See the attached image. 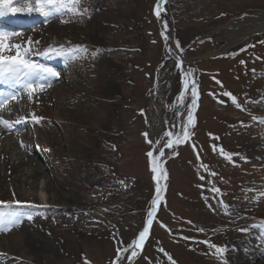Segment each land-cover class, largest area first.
<instances>
[{"label":"rangeland","instance_id":"obj_1","mask_svg":"<svg viewBox=\"0 0 264 264\" xmlns=\"http://www.w3.org/2000/svg\"><path fill=\"white\" fill-rule=\"evenodd\" d=\"M81 7L88 13L0 18V31L19 34L13 42H40L34 53L87 49L76 59L33 54L58 78L31 101L20 86L10 110H0L6 120L30 121L19 141L0 127L6 162L18 164L30 148L44 169L37 177L29 166L10 176L0 169V201L10 205L0 204V213L19 219L0 231V241L14 239L0 250V264H242L235 254L257 244L255 263L264 264V123L252 119L264 118V0H165L159 17L157 0H81ZM171 25L188 76L167 43ZM32 113L44 119L36 124ZM185 125L190 138L164 147V132L182 136ZM160 149L159 167L169 158L161 201L146 243L129 261L132 250L124 249L143 230L158 187L147 152L159 156ZM41 187L65 208L38 203Z\"/></svg>","mask_w":264,"mask_h":264},{"label":"snow or ice","instance_id":"obj_2","mask_svg":"<svg viewBox=\"0 0 264 264\" xmlns=\"http://www.w3.org/2000/svg\"><path fill=\"white\" fill-rule=\"evenodd\" d=\"M164 2V0H157V11L156 15L159 17L161 14L160 5ZM19 5V6H13ZM89 11L88 8L81 7V0H0V18H4L5 16L12 14L15 15L17 13L21 14H31L36 12L46 19L53 16H78L87 14ZM18 33H10L6 31H0V83L8 84L11 83L13 85H20L23 89L26 90L28 99L33 100L34 96L45 90L46 84L47 86L51 85V78H58L59 74L52 71V69L47 68L43 65L35 63L31 56L33 54L40 55H48L50 53H54L56 55H63L65 58L76 59L77 54H82L87 51V49L82 45H75L71 48L65 50L63 45H60L59 48L49 46L47 50L41 53H34L33 48L35 44H39V41H33L31 37L28 38L27 41L22 43L13 42L14 37H18ZM264 43V42H262ZM244 63V61H241ZM181 65L177 62L176 67L179 68ZM219 84L220 82L217 81ZM187 87V85H186ZM191 93L193 96L192 106H195L197 96V82L193 81L191 84ZM184 93L181 92L180 97H183ZM224 96L230 97L232 103L243 110L242 106L237 102V98L233 96L230 92H224ZM17 99V94L8 93L2 99H0V110H10L8 108L10 101H15ZM255 103L256 101H252ZM29 117H18L15 121H10L4 119L0 116V126L6 127L8 130H12L16 124H20L26 121ZM30 119L36 124H39L44 118L38 116L34 113L30 114ZM252 119L254 121H258L260 123H264V118L253 116ZM192 114L188 113V123L191 124ZM145 137H147V133H143ZM164 137H168L166 144L164 147L168 149H173L174 145H179L187 141L192 133L188 130L187 125L183 127V135L180 133H174L172 131L164 132ZM175 136V139L172 137ZM21 147H25L23 142H21ZM220 152L224 155V150L221 148ZM159 156H154L152 151L147 152V156L149 157V162L152 165V172L155 173L158 170L159 164L157 161L160 160L161 157L165 156L163 149L159 150ZM226 159H231L230 155L225 156ZM213 176L216 173H211ZM164 175L163 169H161V176ZM159 183L158 177H153ZM212 191L219 192L218 188H213ZM160 189L157 187V195L151 201L152 205H156L157 201L160 198ZM261 195H264L262 193ZM12 203L20 204L21 202L18 200H14ZM222 207H227L223 204V201H219ZM0 204H3L5 207L10 206L8 202L0 201ZM156 211L155 207H153L150 211L147 212V220L143 227V230L139 232L138 236L134 238L130 244L124 249V251H128L131 249V256L127 257L130 261L132 257L138 255L135 249L143 248L144 242L148 237L150 226L153 223V213ZM29 220L32 219L31 216L28 217ZM19 223L18 218L9 219L6 217L4 213H0V231L7 232L9 229ZM264 226V225H260ZM199 231L203 232V228L199 229ZM241 231H245V229H241ZM202 243L208 244L210 248H215L217 253H222L224 249L211 244L209 241L205 240ZM121 259L119 250L117 251V262ZM171 259V257H169ZM173 264L175 262L173 261Z\"/></svg>","mask_w":264,"mask_h":264},{"label":"bare ground","instance_id":"obj_3","mask_svg":"<svg viewBox=\"0 0 264 264\" xmlns=\"http://www.w3.org/2000/svg\"><path fill=\"white\" fill-rule=\"evenodd\" d=\"M263 27L260 29L261 31L264 29V24L262 25ZM240 39L236 40L233 42V44H236L238 43ZM172 47V45H170ZM47 87H45L46 89ZM8 93L5 91V93H3V97L5 95H7ZM9 106H10V103H9ZM26 125L25 122H23L22 124L20 125H17L15 128H14V131L17 133L19 132L20 130L23 129V126ZM66 129L64 128L63 131H65ZM29 151V154H27V157L24 159H21L20 162L18 164H9L6 162V156L5 154L0 150V169H2V166L4 165L5 167V170H6V173H7V176H10L14 173V171H18V169H21L25 166H29V168L31 170H33V172L35 171V175L36 177L39 176V170H41L43 172L44 169H42V165L39 164V162H37L34 158H37L38 157V154H36V157H33L31 155L32 151L31 150H28ZM33 152H36V151H33ZM48 163L45 162L43 166H45V170L47 171V174L49 175V178L51 181H54L55 180V177L53 176V172L48 170L49 168L47 167ZM36 169V170H35ZM38 170V171H37ZM2 173H0V178H1V175ZM43 174V173H42ZM34 177V175L32 176V178ZM35 179V178H33ZM1 179H0V186H1ZM1 188V187H0ZM38 189V196H39V201L38 203L40 204H43L44 206H47L50 208V210H57L58 208H65V207H62L64 205H62L61 203H56L55 200H50L46 198V194H45V190L41 187L40 189ZM50 191V190H49ZM13 194V191L11 192L10 191V196H14L12 195ZM69 200H72V199H69ZM28 206V205H27ZM27 206H24V205H17V207H21V208H26ZM24 236V235H23ZM27 237V236H26ZM30 237V236H28ZM12 240L14 239H10V238H7V239H3L2 241H0V250L2 248H6L7 246L8 247H11L13 245V243L11 242ZM16 241V240H15ZM261 248H264V244H262ZM260 249V246L257 244L255 247H254V250L258 251ZM256 251H253V248L251 247V250L248 252V250L243 254V253H237L235 254L234 256V260L237 261V262H244L242 264H256L255 261L258 260L259 258V252L257 253ZM253 256V257H252ZM254 258V259H253ZM248 261H252V262H248ZM254 262V263H253Z\"/></svg>","mask_w":264,"mask_h":264}]
</instances>
